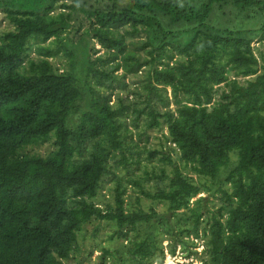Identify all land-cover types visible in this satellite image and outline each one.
Instances as JSON below:
<instances>
[{"label":"trees","instance_id":"obj_1","mask_svg":"<svg viewBox=\"0 0 264 264\" xmlns=\"http://www.w3.org/2000/svg\"><path fill=\"white\" fill-rule=\"evenodd\" d=\"M73 1L0 0L13 24L0 34V264H64L92 220L115 222L118 237L138 228L124 263L162 264L165 248L184 250L193 235L203 240L201 254L194 252L202 264H264V65L254 54L252 31L211 22L215 9L231 4L256 9L264 31V0H129L125 6L112 0L105 8ZM57 8L83 12L87 38L63 41L73 15L52 16ZM120 25L132 36L146 34L138 48L150 46L143 62L125 57L127 69L150 64L145 105L134 110L145 113V129L166 124V141L173 144L148 151L172 165L161 169L156 185L134 181L141 195L166 205L162 213L131 208L121 183L113 209L95 202L104 178L117 177L116 152L126 157L121 111L107 99L98 102L95 87L102 80L95 76L92 85L88 79L98 53L88 41L124 52L113 30ZM182 26L180 38L173 29ZM52 38L78 57L70 69L50 61L59 48H47L44 58L29 56L32 43ZM174 53L179 57L171 62ZM250 76L246 83L238 79ZM47 141L54 147L45 155L25 149ZM203 192L209 194L196 198ZM210 195L219 198L217 210L206 204Z\"/></svg>","mask_w":264,"mask_h":264},{"label":"rangeland","instance_id":"obj_2","mask_svg":"<svg viewBox=\"0 0 264 264\" xmlns=\"http://www.w3.org/2000/svg\"><path fill=\"white\" fill-rule=\"evenodd\" d=\"M83 1V0H81ZM86 6L93 4L95 8H105L110 4L112 0H85ZM129 0H117V3L121 6L127 5ZM193 1V0H192ZM198 4L201 0H195ZM70 4L76 5L73 0H68ZM78 9V8H77ZM70 13L73 15L71 21V27L65 30L63 33L64 39L71 40L77 44L79 38L83 36V32L88 26L87 19L82 17L81 11L78 13L73 8L68 9H55L52 16H58L61 13ZM262 18L254 8H247L240 10L239 8L227 4L222 8L215 9L211 16V22L217 28L220 29H241L250 30L253 32V51L258 59L259 65H264V31H261ZM13 29V24L7 19L6 15L0 11V34L6 30ZM117 40L121 39L125 45L124 52H118L115 48L114 51H107L97 40L88 41L95 45L98 53L93 56L96 59L94 68L95 72L88 75V79L91 84L96 82V77L100 78L102 84H96V89L100 93L96 96L98 102L109 101L111 106L118 108L121 111L122 126L121 131L123 136L122 152L125 154V159H122L119 151L116 152L114 161H111L113 169L115 170L117 177L106 176L102 183L95 202L103 209H113L115 206V194L118 183H121V187H126L125 199L128 201L133 209H144L150 211L154 208L157 212L162 213L166 211V205L162 202H155L147 199L140 193V188L134 181L140 180L143 188H152L158 182L157 175L161 174V169L164 168L167 172L170 171L172 165L160 162L161 153H157L152 157L149 156L148 151L170 150L169 146H173L170 142L166 141L167 126L162 124L158 128L145 129V113H138L134 110V106L142 108L145 104L146 97V75L150 64L140 67H133L127 69L125 67V57H131L133 61L137 59L139 62H143L144 59L150 57L147 50L150 46L144 49L138 48V43H142L146 40V34L139 31L138 34L132 36L131 28L128 25H120L114 29ZM177 33L180 32V38H183L186 34L183 33L184 26L175 27ZM82 34V35H81ZM67 37V38H66ZM87 38V37H85ZM63 42H56L52 39L45 43H32L29 56L32 58L46 57L47 48H59V53L56 56L49 57L50 61L60 68L61 71L68 70L72 66L73 60L78 57L72 55L67 51ZM178 54L174 53V59H169L173 62L178 58ZM135 58V59H134ZM100 72V73H99ZM232 77V74H230ZM250 77H239L241 83H246L247 79H253ZM169 96L171 95L170 89H168ZM221 95V89L219 88L215 93L214 99H218ZM136 103V105H135ZM161 105V104H159ZM171 110L175 109L173 103L170 104ZM54 147L53 141H47L39 144H30L25 149L30 153H39L42 155L47 154ZM171 152V151H170ZM172 156L177 161L178 166L195 181H199L200 178L197 174L190 170V165L184 166V163L177 158V155L173 152ZM122 163V164H121ZM208 192H203L197 195L207 196ZM193 198L192 200H195ZM206 204L217 210L219 207V198L215 195L209 196V201ZM136 229V230H134ZM129 228L127 237H118L115 232L117 225L115 222L106 220H92L86 223L78 235V243L75 250L72 252L70 258L65 261L64 264H131L124 263V260L128 258L127 248L125 247L127 242L134 238L138 233V228ZM190 242L186 249H181L180 245H177L174 254H171L166 248L164 249L165 258L162 264H202L197 257L201 254L204 244L203 240L196 238L193 235L189 236ZM193 242V243H192ZM167 241H163V246H166ZM118 251L121 253L119 254ZM197 252L195 254L194 252ZM102 255H105L106 262L103 261Z\"/></svg>","mask_w":264,"mask_h":264},{"label":"built area","instance_id":"obj_3","mask_svg":"<svg viewBox=\"0 0 264 264\" xmlns=\"http://www.w3.org/2000/svg\"><path fill=\"white\" fill-rule=\"evenodd\" d=\"M175 264H179V263L175 262Z\"/></svg>","mask_w":264,"mask_h":264}]
</instances>
